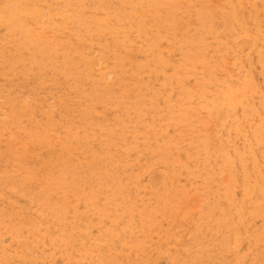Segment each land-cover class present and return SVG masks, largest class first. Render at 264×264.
<instances>
[{
	"label": "rangeland",
	"instance_id": "374dc122",
	"mask_svg": "<svg viewBox=\"0 0 264 264\" xmlns=\"http://www.w3.org/2000/svg\"><path fill=\"white\" fill-rule=\"evenodd\" d=\"M0 264H264V0H0Z\"/></svg>",
	"mask_w": 264,
	"mask_h": 264
},
{
	"label": "bare ground",
	"instance_id": "6f19581e",
	"mask_svg": "<svg viewBox=\"0 0 264 264\" xmlns=\"http://www.w3.org/2000/svg\"><path fill=\"white\" fill-rule=\"evenodd\" d=\"M45 40V39H44ZM244 47V46H243ZM15 50V49H14ZM133 52V51H132ZM231 73V72H230ZM9 75V74H8ZM4 104V103H3ZM259 110V109H258ZM47 132V131H46ZM8 140V139H7ZM128 162V161H127ZM152 185V184H151ZM7 206V205H6ZM97 218V217H96ZM232 222V221H231ZM79 243V242H78ZM232 250V249H231ZM237 252V251H236ZM236 254V253H235ZM34 255V254H33ZM245 255V254H244ZM229 259V258H228Z\"/></svg>",
	"mask_w": 264,
	"mask_h": 264
}]
</instances>
